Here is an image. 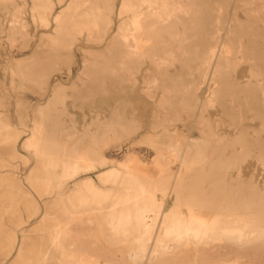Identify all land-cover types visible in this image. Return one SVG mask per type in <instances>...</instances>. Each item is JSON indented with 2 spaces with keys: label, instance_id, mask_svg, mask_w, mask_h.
I'll use <instances>...</instances> for the list:
<instances>
[{
  "label": "bare ground",
  "instance_id": "6f19581e",
  "mask_svg": "<svg viewBox=\"0 0 264 264\" xmlns=\"http://www.w3.org/2000/svg\"><path fill=\"white\" fill-rule=\"evenodd\" d=\"M263 22L264 0H0V264H264Z\"/></svg>",
  "mask_w": 264,
  "mask_h": 264
},
{
  "label": "rangeland",
  "instance_id": "374dc122",
  "mask_svg": "<svg viewBox=\"0 0 264 264\" xmlns=\"http://www.w3.org/2000/svg\"><path fill=\"white\" fill-rule=\"evenodd\" d=\"M263 23H264V22H263ZM10 54H11V52H10ZM78 59H79V63H82L83 59H82L81 55H79ZM248 68H249V65L245 64V65L241 68V70L246 71ZM77 70H78V68H75L74 71H73V73H71V74H69L66 70L56 71L57 73H56V72L54 73V79H55V80L59 79V80H62V81L64 80L63 82L69 84V83L73 80V78L75 77V75L77 74V73H76ZM64 74H65V75H64ZM56 78H57V79H56ZM68 78H69V79H68ZM84 107H85V108H84ZM77 110H78V111H77ZM85 110H86L88 113L90 112V110H89L84 104H83V105H80L79 107L76 108V111H77L78 113H83ZM249 123H250V124H254V125H259V124H260V122H259L258 120H249V119H248L247 121H245V124H249ZM22 141H23V138H21V139L19 140V142H18V148H19V150H20L21 152L27 154V155L30 157V161H29V163H28L27 165H26L24 162H21V161L17 162V164L19 165V168L17 169V171H18V174H19L23 179H25V174H26L27 168L30 167V166H34V165H35V160H34L32 154L29 153V152H27V151L22 147ZM143 153L145 154L146 158L148 159L149 156L151 155V153H153V151H152L151 149H144ZM29 154H30V155H29ZM254 164H255V162H252V163L250 164V167H248V168L246 169V172H250L251 170H253V171H255L257 174H259V177H260V178L263 177V168H262V166H261V165H256V166H255ZM171 168H172V169H175V165L172 164V165H171ZM93 175H96V173H93ZM73 183H74V181L71 182V183L69 184V186H71ZM34 192H35V191H34ZM35 195L39 198L40 202L43 204V203H44V200H43L42 198H40L39 195H38L37 193H35ZM35 220H36V218L33 219V220H31V221L27 224V227H28V228H33V226H34L35 224H32V223H34ZM12 259H13V257H9L8 259L3 260V261H4V262H7V261H11Z\"/></svg>",
  "mask_w": 264,
  "mask_h": 264
}]
</instances>
